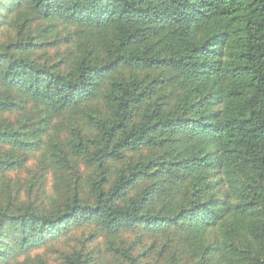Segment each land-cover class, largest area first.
<instances>
[{"label":"trees","instance_id":"trees-1","mask_svg":"<svg viewBox=\"0 0 264 264\" xmlns=\"http://www.w3.org/2000/svg\"><path fill=\"white\" fill-rule=\"evenodd\" d=\"M78 231L62 264H264V0H0V264Z\"/></svg>","mask_w":264,"mask_h":264},{"label":"rangeland","instance_id":"rangeland-1","mask_svg":"<svg viewBox=\"0 0 264 264\" xmlns=\"http://www.w3.org/2000/svg\"><path fill=\"white\" fill-rule=\"evenodd\" d=\"M83 232L78 231L73 233L71 237L68 239H63L59 244L55 246V249L47 252V260L50 264H62L63 263V256L61 255V252H68L71 251L73 247L80 246L81 247V238L84 236L82 234ZM104 242V239L102 237H97L95 240L89 241L86 243L87 250L88 247H92L97 243ZM104 247V244L102 245ZM144 256V255H143ZM145 257V256H144ZM144 257L141 259L144 260Z\"/></svg>","mask_w":264,"mask_h":264}]
</instances>
